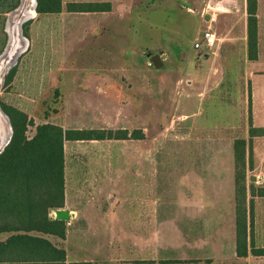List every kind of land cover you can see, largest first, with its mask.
Returning <instances> with one entry per match:
<instances>
[{
  "label": "crops",
  "instance_id": "crops-1",
  "mask_svg": "<svg viewBox=\"0 0 264 264\" xmlns=\"http://www.w3.org/2000/svg\"><path fill=\"white\" fill-rule=\"evenodd\" d=\"M87 1L109 3V8L114 9L111 0ZM208 3L214 5L210 9L215 10L210 14L214 18L209 21V12L206 19L203 13L202 23L204 30L209 28L217 35L218 41L209 50H195L201 56L195 58L192 94L187 93L185 97L192 95L193 113L176 115L164 129L165 132L172 130L170 128L175 122L179 128L192 117L189 126L179 129L181 136L191 133L195 154L187 168L190 173L184 177L190 178L181 180L179 197L173 198L177 205H169L172 198L162 200L168 201L167 205L160 204L158 199L152 200L149 191L152 170H156L159 164L146 160L128 164L126 170L130 186L127 195L122 194L121 197L108 192L100 195L99 184L93 177L95 174L91 173L95 165L82 160L80 155L86 144L94 145L101 141H65L64 204L60 209L67 211L69 216L65 221V237L43 236L65 251V261L61 264H264V256H254L250 252L251 247L264 249V196L257 193L264 189V135H249L250 129H264V21L260 18L261 2L257 0V58L253 61L247 58L246 0H208ZM31 50L22 59L10 84V92L6 93L12 104L4 103L15 105L12 107L29 115L31 109L40 107L42 117L37 116L40 123L56 124L58 122L53 123L49 116L51 112L46 113V106L50 103L64 105L63 83L55 78L56 68L48 70L42 83L31 80L34 72L32 69L27 71L26 66L27 58L32 56ZM161 60L164 63L162 56ZM98 80L96 91L114 101V94L108 98V92L114 87L112 79ZM226 82L229 83L228 88L225 87ZM182 89L183 92L188 91L184 87ZM54 93L58 94L57 98H53ZM150 93L149 89L148 95ZM144 95L143 99L147 101L146 92ZM118 97L115 102L119 108L125 104ZM143 105L146 106L145 103ZM221 105L225 107L223 126H208V131L203 134L196 119L204 115V111L210 113ZM154 112L150 100L147 109L142 110L143 120L137 119L131 122V127L123 124L113 130H140L143 139L128 141L144 145L153 127L151 115ZM59 113L66 119L64 109L62 112L59 109ZM120 113L118 109V118ZM58 124L63 130H81L63 126L61 122ZM236 140L245 142L241 165L244 170L247 254L242 257L236 252ZM70 146H74L75 151L72 160L68 161L67 148ZM146 152H151V148L144 149V154ZM205 154H209L207 160L203 158ZM172 207L175 208L172 212L174 217L181 218L177 225L170 221L172 218L168 220L161 215ZM54 214L55 211L50 216Z\"/></svg>",
  "mask_w": 264,
  "mask_h": 264
},
{
  "label": "rangeland",
  "instance_id": "rangeland-1",
  "mask_svg": "<svg viewBox=\"0 0 264 264\" xmlns=\"http://www.w3.org/2000/svg\"><path fill=\"white\" fill-rule=\"evenodd\" d=\"M40 1L41 9L39 10L38 2L35 0L33 17L29 16L24 20L21 30L19 29L20 38L26 45L17 59L16 66L19 67L22 59L32 49V56L26 61L27 71L32 69L34 72L31 74V80L42 83L48 70L53 71L56 68L58 71L55 78H59L58 81L63 83L65 103L62 106L52 103L46 106L48 108L46 113L51 112L49 116L53 118V123L57 121L63 126H74L81 130L89 128L113 130L123 124L128 128L133 126L131 122L134 120H143V108L147 109L150 100L153 103L155 111L151 115L153 127L144 145L128 140L124 142L105 140L82 147L80 155L82 160L95 165L91 173L95 174L93 177L99 184L97 188L99 194L108 192L121 197L122 194L127 195L130 186L129 172L126 170L128 164L146 160L159 164L156 170H152L149 186L152 200L158 199L160 204L167 205L168 201L162 200L172 198L168 203L175 206L177 202L175 203L173 198L179 197L178 186L181 180L186 181L190 178L184 177L190 173L187 168L195 154L191 133L181 136L179 129L189 126L192 117L179 128L175 122L170 128L172 130L165 132L164 129L176 115L193 113L192 95L185 98L186 94L191 92L195 58L201 56V53L194 50L193 44L202 38L204 30L202 14L204 13L206 19L209 12L208 18H210V14L215 11L210 10L214 5L209 4L208 0H111L114 9H109L107 12L70 13L66 11L68 3L101 2ZM260 2V18L264 21V0ZM207 5L211 7L208 8ZM48 7H58V9L49 13L46 12ZM26 9L31 10L28 5ZM6 19L3 31H0V39L4 33L7 42L9 34L6 31ZM27 21L31 23L26 38L22 32V25ZM154 54L161 55L164 60L163 67L158 70L148 61V58ZM225 76L226 79L227 75ZM98 78L112 79L114 87L113 91L108 92V98L114 94V101H109L106 96L103 98L96 91ZM228 86L229 83L226 82L225 87ZM183 87L188 91L183 92ZM10 89L11 85L4 88L3 81L0 89V110L8 118L13 133L9 116L1 107V102L12 104L6 96ZM149 89L150 95H148ZM145 92L148 102L143 99ZM57 96L58 94L54 93L53 98ZM117 97L125 105L121 104L118 108L115 102ZM135 103L136 107H134ZM144 103L146 106L143 105ZM39 108L31 109L30 113L33 117L29 113H24L27 121L37 122L27 125L25 133L27 139L32 138L36 126L43 124L37 118V116L42 117ZM133 108L137 110L134 111ZM59 109L61 112L64 109L66 119L62 113H59ZM118 109L121 110L119 118ZM224 110L225 107L221 105L210 113L204 111V115L196 119L203 134L208 131V126L214 124L223 126ZM210 115L216 120L211 119ZM58 117H62L61 120H57ZM58 123L51 125L61 128ZM5 133L6 123L3 121L0 123V136L4 137ZM149 148L151 152L144 154V149L147 151ZM74 151V146L67 148L68 161L72 160ZM208 155H203V158L207 160ZM174 210L175 208L172 207L169 212L166 211L161 215L168 220L172 218L170 221L177 225L181 218L174 217L172 214ZM5 237L6 235L0 236V240Z\"/></svg>",
  "mask_w": 264,
  "mask_h": 264
},
{
  "label": "trees",
  "instance_id": "trees-1",
  "mask_svg": "<svg viewBox=\"0 0 264 264\" xmlns=\"http://www.w3.org/2000/svg\"><path fill=\"white\" fill-rule=\"evenodd\" d=\"M39 10L41 1L37 0ZM20 0H0V31L6 15L14 10ZM58 7H48L46 12H55ZM47 9V8H46ZM107 3H68L70 13H95L109 11ZM247 13V58H257V0H246ZM31 21L22 25L27 38ZM0 39V52L5 46L6 36ZM12 67L4 79L8 87L16 74ZM1 107L9 116L12 136L0 153V264H61L65 261V251L57 248L43 236L65 237V221L50 216L64 204V156L65 141H105L143 139L140 130H63L49 123L36 126L31 139L25 136L26 115L14 107L1 102ZM263 134L264 129H250L249 135ZM245 142H234L236 161V252L238 256L247 254V217L245 206L244 159ZM264 196V189L257 191ZM254 256H264V249H254Z\"/></svg>",
  "mask_w": 264,
  "mask_h": 264
},
{
  "label": "water",
  "instance_id": "water-1",
  "mask_svg": "<svg viewBox=\"0 0 264 264\" xmlns=\"http://www.w3.org/2000/svg\"><path fill=\"white\" fill-rule=\"evenodd\" d=\"M25 1L26 0H21L19 6L16 9H14L13 11H11L9 13V15L7 16V19H6V31L8 32L9 35H8L6 45L0 54V63L5 59L9 60L12 57L13 58L10 60L9 64L6 66V68L4 69V71L2 73V77H1V81H0V89L2 87V82L4 81L6 74L9 72V70L12 67H14L16 65L17 59L21 55V53L24 49V46L20 47V49H16L17 48V38L15 39V37L13 36L14 32H13L12 26H13L14 22L19 23V29L21 30V24L24 22V20H26L29 17V16H24V14H23V11L25 9ZM34 4H35V0H34ZM15 16H17V17L20 16V18H19L20 21H12ZM19 36H20V33H19ZM11 52L14 54L10 58ZM148 61L150 62L151 66L156 70L163 67V62H162L161 56L159 54L151 55L148 58ZM0 115L5 118L6 123L8 125V130H9L6 137L0 136V153H1L3 151V149L9 143L12 131L10 128L8 118L2 113L1 110H0ZM68 218H69V216H68L67 211L58 210L55 212V219H57V220L66 221V220H68Z\"/></svg>",
  "mask_w": 264,
  "mask_h": 264
},
{
  "label": "bare ground",
  "instance_id": "bare-ground-1",
  "mask_svg": "<svg viewBox=\"0 0 264 264\" xmlns=\"http://www.w3.org/2000/svg\"><path fill=\"white\" fill-rule=\"evenodd\" d=\"M33 4H34V0H26L25 1V9L23 11L24 16H31V17H33V15H34ZM27 5L31 8L30 11L26 9L27 8ZM19 18H20V16H18V17L15 16L12 21H20ZM12 28H13V32H14L13 33V36L15 37V39L17 38V48L16 49H20V47L25 46L26 44H24L25 41L23 39L21 40V38L19 36V23H15L14 22ZM22 41H24V42H22ZM13 54L14 53L11 52L10 58L12 57ZM11 59H9V60H6L5 59V60H3L0 63V81H1L2 73H3L4 69L6 68V66L9 64V62H10ZM2 120L6 123L5 118L0 115V123L3 122ZM7 128L8 127H7V123H6V133H5V136L4 137H6L7 134H8Z\"/></svg>",
  "mask_w": 264,
  "mask_h": 264
},
{
  "label": "built area",
  "instance_id": "built-area-1",
  "mask_svg": "<svg viewBox=\"0 0 264 264\" xmlns=\"http://www.w3.org/2000/svg\"><path fill=\"white\" fill-rule=\"evenodd\" d=\"M213 16H210L209 21L213 20ZM218 41L217 35L212 32L209 28L202 32V38L200 41H195L193 44L194 50H209ZM55 216V214L53 215Z\"/></svg>",
  "mask_w": 264,
  "mask_h": 264
}]
</instances>
